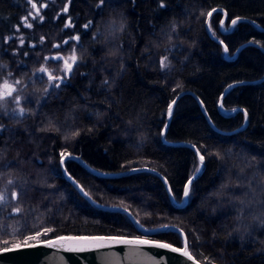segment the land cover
Segmentation results:
<instances>
[{"label": "trees", "instance_id": "obj_1", "mask_svg": "<svg viewBox=\"0 0 264 264\" xmlns=\"http://www.w3.org/2000/svg\"><path fill=\"white\" fill-rule=\"evenodd\" d=\"M260 28L264 0H0V84L17 89L0 98V249L37 232L28 243L139 236L125 214L87 202L65 179L61 159L77 155L105 174L150 168L180 204L201 162L191 148L172 144L191 143L204 169L184 207L154 173L101 178L74 160L65 167L100 204L129 210L146 228L182 229L203 264H264ZM45 64L55 81L33 80ZM240 82L253 83L230 88L221 101ZM184 91L200 98L213 126L185 95L163 138L169 106ZM18 104L22 114L14 113ZM151 239L182 245L174 232Z\"/></svg>", "mask_w": 264, "mask_h": 264}, {"label": "water", "instance_id": "obj_2", "mask_svg": "<svg viewBox=\"0 0 264 264\" xmlns=\"http://www.w3.org/2000/svg\"><path fill=\"white\" fill-rule=\"evenodd\" d=\"M225 18L226 13L224 12ZM225 20V19H224ZM223 20V22H224ZM240 21L239 19L236 20V22ZM235 24L231 23L229 30H223V33H227L233 29ZM260 30H264L261 29ZM211 37L218 41L217 38H215L211 32H209ZM223 44V43H222ZM246 45H251V43H247L243 45L238 53L242 50L243 47ZM260 49L264 51V48L261 46L256 45ZM237 56V54L235 55ZM234 57H231L228 55V52H226V58L227 59H234ZM69 72V71H68ZM49 78V74L47 75ZM54 77V76H53ZM50 81H53L54 79H49ZM261 80H264V76ZM60 81H63V78L60 79ZM247 83H253V82H240L236 83L234 85H231L225 93H223L221 97V101L224 99L226 93L229 91L230 88L236 86V85H242ZM185 95H191L195 98V100L199 103L201 106V109L203 111L204 116L208 120V122L213 126V123L211 122L200 98L192 91H184L181 94H179L176 99L174 100L175 103H172L171 106V113L172 109L176 105L177 101L185 96ZM244 111L243 109H238L233 113ZM171 120V114L168 117V124L165 128V131L163 132V138H165L166 131L168 129V126L170 124ZM247 122L244 124L242 129L246 127ZM223 134L231 135L234 134L236 131H220ZM174 146H187L191 148L196 155L198 156L199 160L201 157V154L199 153L197 147L194 144L191 143H177L172 144ZM68 160H74L78 162L84 169H86L88 172L92 173L95 176L101 177V178H119L127 175H131L138 172H151L156 175H158L163 182L166 185L167 191L169 196L171 197L173 203L177 207H184L187 203L188 195L184 197V200L182 203H177L171 194V190L169 188L167 180L157 171L152 170L150 168H138L134 169L128 172H122V173H116V174H105L101 173L95 169H93L91 166H89L86 162H84L79 156L77 155H69L65 156L61 159V169L63 171L65 179L70 182L84 197V199L89 202L93 207L107 211V212H118L125 214L136 230L139 233V236L136 237H129V236H121V235H60L55 238H51L44 241L39 242H33L28 243L29 246H21L17 250L9 251V252H3L0 251V264H203L199 260L193 256L189 249V243L187 236L185 232L180 229L177 226H163L159 228H146L143 226L136 218L135 216L127 209L123 207H117V206H105L103 204H100L96 200H94L81 186L77 180H75L67 171L65 167V163ZM201 168L198 171V173L193 176L191 180L192 183L201 175L204 169V160L201 161ZM189 183H187V186L189 189L191 187ZM168 232H174L178 234L182 239V245L176 246L173 244H170L168 242L164 241H158L151 239V237L155 234L159 233H168ZM58 237H104V238H117V240H149L156 243L153 244H143V245H137V244H126V243H119L114 242L112 240L106 239L104 240L102 247H91V246H85L83 249H77L72 250L70 248V244L74 242L64 241L61 243H57L54 245L49 246L46 242L47 241H56ZM158 244H168L171 247L170 248H161L157 246ZM173 248L181 249L180 252L172 251ZM188 251L193 259H188L186 256L183 255L184 251Z\"/></svg>", "mask_w": 264, "mask_h": 264}, {"label": "snow or ice", "instance_id": "obj_3", "mask_svg": "<svg viewBox=\"0 0 264 264\" xmlns=\"http://www.w3.org/2000/svg\"><path fill=\"white\" fill-rule=\"evenodd\" d=\"M103 3H104V0H100V4H103ZM33 7H35V5H33ZM209 15H211V13H209ZM25 19H27V17H25ZM232 23L235 24L236 20H233ZM27 26L31 27V24H29ZM85 27H88V25H85ZM76 39L78 40L79 37H76ZM71 59L74 62L76 57L72 56ZM64 63H65V66H66V70L70 72L71 68H72V65L69 64L67 60H65ZM161 64H163V61H161ZM39 71L46 72L47 69L41 68ZM49 79H56V78L53 77L51 74H49ZM54 86L55 87H59V84H56ZM5 87L8 88L9 86L6 84ZM7 95H11V91H9L7 93ZM3 96H4V94L0 93V98H3ZM173 103H175V102L173 101ZM21 112H23V109H21ZM168 112H169V115H170L171 114V106H169ZM200 160L203 161L204 157L201 156ZM9 183H11V181ZM188 183H189V185H191V180H189ZM188 194H189V188L186 187L185 191H184V195L187 196ZM12 195L16 196L17 194L13 193ZM5 200H6V196L4 194L0 193V203L4 202ZM16 211L19 212L20 209L17 208ZM47 231H50V230L49 229H45V232H47ZM40 235H41V233L37 232L35 236L26 237L20 244H13L10 247H4L3 249H0V251L9 252V251H13V250L19 249L22 245L23 246H29L28 245V241L34 240ZM106 239L112 240L114 242H119V243L137 244V245L156 243V242L149 241V240H139V239L134 240V241L133 240H117V238H104V237H58L56 241H47L46 243L49 246H51V245H54V244H57V243H61L62 244V242H64V241L74 242V243L70 244V248L72 250H77V249H83L85 246H91V247H97V248L98 247H102L103 246L102 242L104 240H106ZM8 243H9L8 241L4 242L5 245H8ZM157 246H159L161 248H170L171 247L168 244H158ZM172 251L180 252L181 249L173 248ZM183 255L186 256L188 259H193L191 254L188 251H186V250L183 252Z\"/></svg>", "mask_w": 264, "mask_h": 264}, {"label": "rangeland", "instance_id": "obj_4", "mask_svg": "<svg viewBox=\"0 0 264 264\" xmlns=\"http://www.w3.org/2000/svg\"><path fill=\"white\" fill-rule=\"evenodd\" d=\"M68 63H69V62H68ZM69 64H70V63H69ZM41 68L47 69V71H46V72H41V71H39ZM41 68L33 74V76H32V79H33V80H35V79H37V80L47 79V80H48V79H49L48 76H47L48 74H51L52 76L54 75V70H53V68H51L50 65L45 64V65H43ZM62 69L66 71V66H65V64L63 65ZM53 81H54V80H53ZM50 82H52V81H50ZM50 82H48L47 84L49 85ZM6 84L9 86L8 88L5 87ZM15 84H16L15 82H14V83H13V82H3V83H1V84H0V93H3L4 96H8L7 93H8L9 91H11V93H12V91H13V92H17L16 87L13 88V86H14ZM50 85H51V84H50ZM18 100H19V98H18ZM21 109H23L22 105H21V104H18V105L16 106L15 110H14V113H15V114H22L23 112H21ZM0 204H1V203H0Z\"/></svg>", "mask_w": 264, "mask_h": 264}, {"label": "bare ground", "instance_id": "obj_5", "mask_svg": "<svg viewBox=\"0 0 264 264\" xmlns=\"http://www.w3.org/2000/svg\"><path fill=\"white\" fill-rule=\"evenodd\" d=\"M55 81V80H54Z\"/></svg>", "mask_w": 264, "mask_h": 264}]
</instances>
